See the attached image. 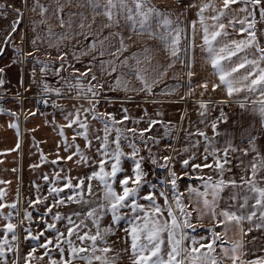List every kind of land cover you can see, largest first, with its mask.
<instances>
[{
    "label": "snow or ice",
    "instance_id": "6c2138e0",
    "mask_svg": "<svg viewBox=\"0 0 264 264\" xmlns=\"http://www.w3.org/2000/svg\"><path fill=\"white\" fill-rule=\"evenodd\" d=\"M26 3L27 0H24ZM88 5L93 10L101 7L100 0H86ZM181 2V0H178ZM222 7L218 8L215 0H202L198 5V17L202 30V44L200 45L201 51L205 52L206 61L213 69V75L218 78V83L212 82V89L215 91L217 88L226 91L228 97H232L241 92L255 93L259 91L260 99L255 101V104L259 105V115L264 118V44H261L258 37V32L264 34V29H258V24H264V0H221ZM134 4L135 15H132L133 9L127 7V0H104L102 14L107 18V26L111 24L119 25V20L114 19L113 9L117 6L124 7L128 12L125 17L126 21L130 22L129 27L131 31L137 35H146L150 39L159 40L163 45L164 50L170 56L172 63L166 67L161 66L155 71L151 77L145 75L148 71L145 68H141L142 64L141 56L138 53H133L130 57H126L121 61V66L128 68L129 72L121 73L113 77L114 83L99 84L93 83L97 81L95 75L91 76V80L85 84L81 77H87L91 73L92 66L89 65L85 71L80 72L79 69H75L74 72L78 75H74L73 79L75 83L67 84L68 91H75L76 99H84L88 102L89 107L84 108L83 105L79 107L73 106L74 111H69L64 115L65 121H67L66 127L71 128L73 125L77 126V129L73 136V143L69 144L67 138L64 141V150L68 155L66 157H60L57 154V159L51 161L53 164L59 163L61 160L73 161L77 164H96L97 168L94 169L90 175L83 177H72L65 175L63 178L60 173H55L54 180L56 182L61 179L64 183L61 187L55 186L48 189V195L53 197L52 202H47V197L41 198L39 195V187L37 186V196L33 201L31 198L28 200V204L35 210V206L38 204L45 205V212L40 214V222L43 226V230L33 234L31 228L32 213L25 211L23 213V219H20L18 223H13L14 211L17 209V203L5 204L0 202V210L5 207L10 211L5 215L0 212L3 220L6 222L0 231L3 233V238L0 239V264H75L79 261L80 264H117L121 259L120 253L114 256H110L109 253L114 251L113 245L116 241L111 240L117 228L121 225L122 221H125L127 227L123 228L124 238L123 243L127 247L121 251L128 255L130 264H222L220 258L214 253L216 252L217 241H220V247L222 250L223 259L231 260L232 264H264V257L257 258L255 260L244 261L241 257L243 254V241L230 242L231 247H223L225 241L224 237L233 230H239L242 235L247 233L244 231L242 222L248 221L250 224H254L257 229H264V157H259V163L254 160L250 164L251 176L245 179V184L248 186V191L252 193L251 199L255 201L252 205L253 210L247 215H237L235 212H229L221 210L216 211L217 199L220 191L223 190L225 184L223 181H205L204 191L199 189L190 188L189 198L196 197L195 204L192 210L197 213V219H208L216 223V227L221 228L222 232H217L215 229H210L211 236L208 238V243L197 241L194 237L191 238V247L186 243L188 241V233L185 229L192 228L195 230L190 217L192 212L187 210V206L183 205L180 200V196L176 194L177 179L176 173L173 171L170 173L168 183L172 186L173 198L176 200V208L178 213L174 214L171 206L168 204V196L164 191L159 192V196L165 201L164 206H161L156 201L155 186H152V191L141 196V190L145 184V173L142 170V162L144 157H136L139 154V149L134 142L136 138L135 129H127L128 133L132 134L130 140L125 131L115 127L116 124L127 121L130 117L127 115V109H122L125 113L121 121L115 119L113 113H100L96 110V105L103 99L105 102L108 98L104 96L101 91L107 87L108 91L116 92L123 90L125 93L133 92L139 95H155L153 92V85L160 82L159 78L167 74V69L172 67L175 63H180L187 68L186 78L188 95L192 94L193 81L192 78L195 75L193 71L194 64V39L187 47L181 49V33L183 29L179 25V18L174 21L171 19L169 10L167 8H158L151 3V0H132ZM64 6L56 0V6L49 5L45 7L39 3V0H33L32 11L39 10L41 17L46 15H54L59 20V26L64 28L67 24L69 28L73 25L71 14L69 19L65 21L62 17ZM8 9H11L17 19L13 22L10 32L5 36L3 44L5 47L12 42V34L16 33L18 26L22 22L23 13L19 8H16L12 4L0 3V16H7ZM206 12H211L209 16H205ZM243 14L242 16L240 14ZM257 13L259 19H257ZM155 18L158 21V26L162 27L164 31H156L150 25L149 21ZM210 19L212 24L205 23V20ZM227 21L225 23L224 21ZM39 24H46V19H41ZM38 23L33 21L34 36L30 39V44L39 51L37 42L41 44H47L49 48H55L57 50V58L61 61H66L69 53L60 50L61 41L68 39V33H55L48 27L45 31L36 32ZM84 27L81 22L79 25ZM193 37H195L196 23L191 24ZM231 28L237 32L241 39H231L228 29ZM114 36L118 37L119 46L115 52H110V55L117 56L118 53L122 54L127 51L128 46L125 44V38L115 33ZM25 39L24 36L21 40ZM131 39V37H128ZM103 46V41L99 42ZM96 43L93 42L89 46V50H95ZM4 48H0V52L4 51ZM18 56L13 63H23V57H31L32 61L40 65L41 74H46L51 65L47 61L40 60L34 52H28L25 54L22 49H16ZM148 49L145 48V54L148 53ZM183 53V55H181ZM87 53L81 50L79 53L73 51L71 55L74 59L79 60V56L86 55ZM243 54V55H241ZM100 55H104V51L100 52ZM251 57V58H250ZM235 58V59H234ZM95 57H93V60ZM129 59L135 63L129 64ZM145 59H148L145 55ZM107 65L108 67H106ZM64 63H61L55 71V75L59 76L60 72L64 70ZM71 67V65H69ZM100 70L102 72H108L109 74L115 73L117 67L113 61H101ZM243 70V71H241ZM36 69L33 68V76ZM5 67L0 66V87L5 85ZM134 76L139 82L138 88H129L126 76ZM176 77H173L175 79ZM42 83V89L44 93L55 92L57 96L62 95L59 88L51 89L46 82ZM209 81H203L197 86L207 90ZM179 85L166 86L161 90L162 95H167L176 90ZM203 95V93H202ZM185 97H181V100ZM47 103V100L44 101ZM200 109L206 111L207 104L204 101H197ZM54 108H59L61 112L65 110L57 104H53ZM241 108L245 107L244 103L240 104ZM81 110H83L84 119L81 120ZM256 111L257 109H253ZM4 109L0 108V113H3ZM205 111H201L200 115L204 116ZM92 113V119L100 122L103 125V135L96 134L95 139L99 141V147L96 148V154L99 160H92L86 152L82 151L80 146L75 144L76 137H82L87 143L86 146L89 150L92 149V141L89 139L90 124L87 116ZM8 114L14 117L17 121L19 117L13 111ZM36 113H31L35 115ZM223 111H221V117H223ZM203 122V121H202ZM150 125L154 122L149 121ZM9 128L15 129L19 135V124L9 123ZM212 128H216V124H212ZM115 131V138L110 141V132ZM147 131V130H144ZM61 137L64 136V131H60ZM144 132L141 131L139 136L143 140ZM199 135H205L199 133ZM129 140L128 147L132 149L131 157L134 160V168L132 169V175L124 174L122 177L118 174L125 173V169L122 167V158L126 156L121 147V140ZM146 143V141H144ZM114 145V147H111ZM17 149L20 147L17 143ZM59 147V145H58ZM151 150L149 149V152ZM207 152L208 149L206 148ZM255 152V147L252 148ZM210 155L216 157V150L213 149ZM258 155V154H257ZM227 157V151H225V163ZM43 159V157H42ZM171 157L165 156L164 160L168 161ZM208 157L205 156L204 160L207 161ZM152 163H156L155 159H152ZM190 160L185 159L183 161V167L186 169L189 166ZM202 166L199 164H192L193 170L199 169ZM203 167H211V165L205 163ZM216 167L223 171L222 164L217 158ZM61 172L64 169L60 170ZM187 173H185L186 175ZM259 174V179L257 176ZM45 180L49 178L44 177ZM75 180V183H73ZM97 181L99 185V191L94 192L92 181ZM0 183H3L0 181ZM235 185V181L231 182ZM117 185L120 187V191H117ZM68 189L71 194H65L63 198H60V194ZM4 193L0 192V198ZM19 195V194H18ZM211 199H208V196ZM87 197H92L86 198ZM141 200L147 201V206L140 203ZM249 197H244V207L248 204ZM69 203L79 204L86 206L80 211H73L71 214L53 212V209L59 205H67ZM203 205L201 208L200 205ZM128 211L125 212L124 210ZM167 212V216H164V212ZM259 213V215H257ZM51 214L52 223H48L46 217ZM15 215L20 216L19 211H15ZM105 216H110V223L107 225L101 224V221ZM256 218V221H254ZM25 220L29 221L28 227H23L25 233L24 239H28L34 242L30 249L21 253L19 243L21 241L20 236L17 234L18 226H23ZM65 224V231H61L57 227L58 223ZM91 225V227H89ZM95 229L93 231L92 229ZM252 231V227L248 228V232ZM167 237V250L165 251V239ZM10 235V239H9ZM204 238H202L203 240ZM40 255H36L37 252Z\"/></svg>",
    "mask_w": 264,
    "mask_h": 264
},
{
    "label": "rangeland",
    "instance_id": "374dc122",
    "mask_svg": "<svg viewBox=\"0 0 264 264\" xmlns=\"http://www.w3.org/2000/svg\"><path fill=\"white\" fill-rule=\"evenodd\" d=\"M101 7L93 10L92 7L88 5L86 0H59V3L64 6L63 13L61 14L63 19L67 21L71 14L73 20V25L71 28L64 26L61 28L59 26V20L54 15H46L41 17L39 10L33 12L31 9L33 7V0H27L25 3L24 0H0V3L12 4L16 8H19L23 13L22 22L18 26L16 33L12 34V42L5 45L2 43L5 36L10 32L13 22L17 19L16 14L8 9L7 16H0V48L5 50L0 52V66L5 67V85L0 87V103L6 107V103L9 105L18 106L20 112V119L23 117L24 107L30 106L34 111L30 113H38L42 115L44 121H51L53 116H55L53 101L61 100L66 101L68 98H75V91H68L67 84L75 83L73 79L75 69H79L80 72L85 71V69L91 65V73L87 77H81V79L87 84L91 80V76L95 75L97 81L93 83L106 84L114 83L113 77L129 72L128 68L121 66V61L126 57H130L133 53H138L141 56L142 64L141 68H145L148 71L145 75L151 77L154 75L155 71L161 68V66L166 67L168 64L172 63L170 56L164 50L163 45L159 40L150 39L146 35H137L135 32L131 31L129 24L130 22L126 21L125 17L128 15V12L124 7L117 6L113 9L114 19L119 20V25L111 24L107 26V18L99 13L104 11L103 2L100 0ZM202 0H151V3L158 8H167L171 19L174 21L179 18V25L183 29L181 33L180 47L181 49L187 47L191 43V38L193 35L191 24L196 23V32L195 37L198 40H202L200 37L202 35L201 25L199 23L198 17V5ZM39 3L48 7L49 5L56 6V0H39ZM215 3L218 8L222 7L221 0H215ZM127 7L133 9L132 15H135L134 4L132 0H127ZM211 12H206L205 16L211 15ZM243 15L242 13L240 14ZM41 19H46V24H39ZM257 19H259L257 13ZM33 21L38 23L36 32L45 31L48 27H51L55 33H68V39L61 41L60 50L68 52L69 55L66 61H61L57 58V50L55 48H49L48 45L41 44L37 42V47L39 51L30 44V39L34 36L33 32ZM83 23L84 27H80V23ZM227 23V21H224ZM205 23L211 25L212 21L210 19L205 20ZM149 25L156 31H164L162 27L158 26V21L153 18L149 21ZM258 29H264V24H258ZM231 39H241L244 38L240 36L237 32L233 31L231 28L228 29ZM119 33L125 38V44L128 46L127 51L122 54H117V56L110 55V52H115L116 48L119 46L118 37L113 34ZM260 37L264 39V34L258 32ZM24 36L25 39L21 40V37ZM131 37V39H128ZM103 41V46L99 43ZM95 42V50H89V46ZM200 42V41H199ZM196 43V47L200 49V44ZM22 49L25 54L28 52H34L35 55L42 61H47L51 67L46 74H41L40 65L32 61L31 57H23V63H13L17 59L18 53L16 49ZM147 48L149 51L145 54L144 49ZM81 50L85 51L87 54L79 56V60L74 59L71 53L73 51L79 53ZM104 51V55L101 56L100 52ZM147 55L148 59H145ZM183 55V53H181ZM93 57L95 59L93 60ZM101 61H113L117 67L115 73L109 74L108 72H102L100 70ZM61 63H64V70L60 72V75H55L56 69ZM134 61L129 59V64L134 65ZM71 65V67H69ZM108 67L107 65H105ZM204 66H201L203 69ZM33 68L36 69L35 75L33 76ZM186 72L187 68L180 63L173 64L172 67L167 69V74L163 77H160V82L156 85H153V92L155 95H144L140 93L137 95L133 92L125 93L123 90L110 92L107 87L102 89L104 96L108 98V101L105 102L103 99L99 104L96 105V110L100 113H113L117 121H121L124 112L122 109H127V115L130 117L129 120L123 121V123L116 124L115 127L120 128L125 131V135L132 139V134L128 133L127 129L136 130V138L134 140L136 147L139 149V154L136 159L139 157H144L142 162V170L145 173V184L141 190V196L147 194L149 191H152V186H155L156 201L161 206H164L165 201L162 197L159 196L160 191H164L169 197V205L172 206L174 214L178 213L176 208V200L173 198L172 186L169 181L170 173L175 172L177 179L176 194L181 197L183 196V189L189 190L190 188H185L182 186L185 182L183 178V161L188 157L189 151L192 152V155H198V131L207 127V109L206 111L200 109L199 105L195 99L188 95V88H186ZM173 77H176L173 79ZM128 81L129 88L140 86V82L131 75L125 77ZM46 82L51 89L59 88L62 92V95L50 98L49 106H45L44 110L42 107V99L44 96L42 94H49L55 92L44 93L42 89V83ZM179 85L175 91L170 94L162 95L161 90L166 86ZM198 85V81H197ZM195 87V86H193ZM186 90V92H185ZM196 91V89H195ZM197 92V91H196ZM198 95V94H197ZM181 97L185 99L181 100ZM58 105V104H57ZM208 107V106H207ZM212 109V110H211ZM214 107L209 106V110L213 111ZM226 109V108H225ZM228 109V108H227ZM56 111V110H55ZM205 111V115L201 116L200 112ZM27 116V115H26ZM149 121H152L150 125ZM203 121V122H202ZM147 130V131H144ZM143 131V140H141L139 134ZM115 138V131L110 132L109 139L110 141ZM146 141V143L144 142ZM129 140H121V147L126 156L122 158V167L125 169V173L118 174L123 176L127 174L131 176L132 169L134 168V160L131 157L132 149L128 147ZM114 147V145H111ZM149 149L151 150L149 152ZM191 155V156H192ZM171 157L170 160L165 161L164 157ZM152 159L156 160V163H152ZM20 163V160H18ZM3 163H0V192L3 191L5 195L9 192H13L14 200H11V203H17V209L14 211L13 223H18L20 219H23V213L25 211L32 213V222L31 228L33 234L37 233L40 230H43V226L40 222V214L45 212V205L38 204L35 206V210L29 206L28 200L31 198L33 201L37 196V186L39 187V195L41 198L47 197V202H52L53 197L48 195V189L55 184L57 187H61L64 183V180L56 182L54 178L48 174H38L32 170H27L22 172L21 169L15 170L11 169V166L15 167V160L7 168ZM20 166V165H19ZM91 173H79L76 176L72 177H83L85 175H90ZM47 176L49 179L45 180L44 177ZM63 178L64 175H61ZM157 180V182H155ZM160 181V182H159ZM167 181V182H165ZM161 182H163L161 184ZM10 183V185H9ZM75 183V180H73ZM93 191H99V185L97 181L93 180L92 182ZM204 182H199L196 184L195 189L204 191ZM117 191H120L119 185L116 186ZM8 192V193H7ZM19 194V195H18ZM65 194H71L68 189H65L64 192L60 194V198H63ZM86 198H92L87 197ZM140 203L147 206V201L141 200ZM195 203H191V209L188 210L192 212L190 217L192 224L195 228L193 234V229L190 228V236L186 243L191 241V238L196 240L209 237L210 233L206 228H202L197 223V213L192 210V207ZM82 206L79 204L69 203L67 205H59L53 209V212H60L62 214L68 213L71 214L73 211H80ZM7 213L10 211L9 208L6 209ZM15 211H19L20 216L15 215ZM125 212L128 210L125 209ZM164 216H167V212H164ZM48 223H52L51 214L46 217ZM205 219V218H204ZM194 221V222H193ZM6 222L0 217V229L3 228ZM110 223V216H105L101 221L102 226ZM195 223V224H194ZM65 224L58 223L57 227L61 231H65ZM29 221L25 220L23 226H18L17 234L20 236L21 241L19 243L21 253L27 252L30 247L34 244L33 241L24 239L25 233L23 232V227H28ZM91 227V225H89ZM127 227L125 221L121 222V225L117 228L115 234L110 237L111 240L116 241L113 245L114 251L109 253L110 256H114L117 253H120L121 259L117 264H130L128 255L121 250L127 245L123 243L124 231L123 228ZM201 229V230H200ZM95 231V229H92ZM187 232V229H185ZM201 231V234L196 232ZM195 233V234H194ZM3 238V233L0 231V239ZM10 239V235H9ZM165 245L164 249L167 250V237L164 235ZM203 239V240H204ZM216 255V252L214 253ZM36 255H40L38 251ZM218 256V255H217ZM47 264V261L44 262Z\"/></svg>",
    "mask_w": 264,
    "mask_h": 264
},
{
    "label": "crops",
    "instance_id": "0c3cea01",
    "mask_svg": "<svg viewBox=\"0 0 264 264\" xmlns=\"http://www.w3.org/2000/svg\"><path fill=\"white\" fill-rule=\"evenodd\" d=\"M258 37L261 44H264V39L260 37L259 33ZM193 39L195 42L193 64L195 75L192 81L195 87H193L190 96L195 98L191 100L195 101V103L202 100L207 104L206 114L208 125L197 133L199 144L198 155H192L193 153L189 151L188 157L185 158L190 160V163L186 169L183 168L182 174L186 183L182 186L185 188H194L199 182L209 181V178L210 181H223L225 187L219 193L216 211L220 212L224 210L235 212L237 215H247L253 210L252 205L255 201L251 199L252 193L248 191V186L244 181L251 176L250 164L254 160L259 163V157H264V118L259 115V105L254 103L261 97L259 91L255 93L245 91L232 97H228L226 91L220 88L213 91L212 82L218 83V78L213 75V69L206 61L207 54L202 52L201 48L198 49L196 47V43L199 41V43H202V40H198L192 35L191 43ZM201 66H204L203 69ZM197 81L198 84L203 81H209L207 90L197 86ZM186 88H188L187 82ZM40 96H44V99H42V103H44L42 104V110H44L46 108L45 106H49L50 102L53 101L49 99L52 97L56 98L57 95L55 93H49ZM45 100H47V103L44 102ZM53 103L60 105L65 111L61 112L59 108H55V116H53L51 121H44L40 112H36L34 116L31 115V113L29 114L31 110L34 111L33 108H29L30 106L24 107L21 120L20 108L18 106L6 103V107L3 108L0 103V108L4 109L3 113H0V163L4 162L3 165H5L6 168L15 160V167L11 166V169L19 170L20 168L22 172L32 170L38 174H48L52 178H54L57 172L60 173V176H65L66 174L76 176L79 173H91L97 168L96 164H77L66 159L61 160L57 164L51 163V161L57 159V154L60 157H66L68 155L63 147L65 138H67L69 144H72L73 136L77 129L76 125H73L71 128L66 127L67 121H65L64 115L69 111H74V105L76 107L80 105H83L84 108L89 107L86 100L76 98H68L66 101L54 100ZM241 103L245 104L244 108L240 107ZM209 106L214 107L213 111H211L212 109L209 110ZM254 108L257 110L254 111ZM9 110L17 114L19 117L18 121L8 114ZM221 111H223V117H221ZM81 113V120H83V110H81ZM87 119L90 124L89 139L92 141V149L89 150L87 148V142L82 137H76L74 143L79 145L81 150L86 152L92 160L98 161L99 157L96 154V148L99 147L100 142L95 139V135H103V125L92 119V113L88 114ZM9 123L19 124V135L15 129L9 128ZM213 123L216 124L215 129L212 128ZM61 129L64 131L63 137L60 135ZM201 132L205 135H199ZM17 143L20 145L18 149L16 147ZM253 147L256 149L255 152L252 151ZM206 148L208 149L207 152L205 151ZM213 149L216 150V157L210 155ZM225 151H227L226 163L224 162ZM205 156L208 157L207 161L204 160ZM217 158L222 164V172L216 167ZM18 160H20L21 164L18 163ZM205 163L211 165V167H203ZM192 164H199L202 167L193 170ZM61 169H64V171L61 172ZM185 173L187 174L185 175ZM259 178L258 174L257 179ZM232 181H235V185L231 183ZM155 182H157V180ZM162 183L163 182H161V184ZM14 195L13 192H9L7 195L4 193L3 197L0 198V202L9 204L11 200H14ZM246 195L249 197L248 204L241 207V205L244 204V197ZM168 198L170 199V196ZM208 199H211L210 195ZM195 201L196 197L192 196L189 198L188 190L186 192V190L183 189L181 202L183 205L187 206V210L191 209V203H195ZM168 202L170 201L168 200ZM200 207L202 208L203 205L201 204ZM6 209L7 207L0 210V212L6 215ZM257 215H259V213H257ZM254 221H256V218H254ZM197 223L208 231L210 229H215L217 232H222V229L216 227V223L207 217L197 220ZM242 226L247 234L242 235L239 230L229 232L228 235L224 237L225 243L223 247L230 248V242L242 240L244 247L241 258L244 261L264 257V229H257L254 224H250V222L246 220L242 222ZM250 226L252 227V231L248 232ZM193 232L194 230L192 234ZM200 232L201 231H198L196 233L201 234ZM187 233L188 236H190V228L187 229ZM210 236L211 233L209 237ZM209 237L204 240L198 238L197 241L208 243ZM187 244L191 247V241ZM216 244V255L221 259L222 264H232L231 260L223 259L220 241H217ZM33 264H35V261H33ZM75 264H80V262L76 261Z\"/></svg>",
    "mask_w": 264,
    "mask_h": 264
},
{
    "label": "water",
    "instance_id": "95a60500",
    "mask_svg": "<svg viewBox=\"0 0 264 264\" xmlns=\"http://www.w3.org/2000/svg\"><path fill=\"white\" fill-rule=\"evenodd\" d=\"M1 107H3V106L1 105Z\"/></svg>",
    "mask_w": 264,
    "mask_h": 264
}]
</instances>
